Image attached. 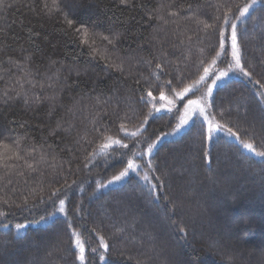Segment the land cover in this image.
Returning a JSON list of instances; mask_svg holds the SVG:
<instances>
[{"label":"trees","instance_id":"obj_1","mask_svg":"<svg viewBox=\"0 0 264 264\" xmlns=\"http://www.w3.org/2000/svg\"><path fill=\"white\" fill-rule=\"evenodd\" d=\"M249 2L0 0V264H264V158L241 143L264 152V0L237 20ZM232 23L251 75L212 87L224 131L209 139L200 111L173 131L212 76L176 93L226 64ZM149 91L176 107L153 111ZM108 137L128 148L100 151Z\"/></svg>","mask_w":264,"mask_h":264},{"label":"snow or ice","instance_id":"obj_2","mask_svg":"<svg viewBox=\"0 0 264 264\" xmlns=\"http://www.w3.org/2000/svg\"><path fill=\"white\" fill-rule=\"evenodd\" d=\"M123 2V0H122ZM256 3V0H250L249 3H246L243 5V7H240L239 8V15L236 16V19L239 20L241 17H244L247 13H249V10L253 7V5ZM224 22L225 24L229 23V19H228V15L227 13L225 14L224 16ZM73 22L71 20L68 21V24L71 25ZM205 27L206 28H209V27H212V25H208V24H205ZM220 47L221 49H225V42H226V39L227 37L225 36V31L224 29L222 28L221 31H220ZM103 39L107 40L108 38L107 37H103ZM231 45H232V58L234 59L235 61V67L236 69H239L240 72L243 73V75L245 76H250L251 74L249 72H246L244 71V68L242 67L241 65V60H240V50H239V47H238V43H237V25L235 23H232L231 24ZM217 55L219 56L220 53H217ZM213 63H215V59L213 60ZM157 67L159 68L160 66L157 65ZM205 72V75L204 76H201L199 80L195 81L193 84L191 85H187L183 88L182 91L176 93V97L178 99H181V98H184L186 94L188 93H191L193 92L197 86L205 79L206 76H208V73H209V69L208 68H205L204 70ZM228 75L227 72H221L220 75L218 77H216V80H213V85H216L217 81L223 79L224 77H226ZM171 81H167L165 82V86L166 87H170L171 86ZM212 91H213V88L212 86H209L208 88V95L211 96L212 95ZM148 97H151V99L153 101L156 100V97L153 96L152 92L149 91L148 92ZM144 97H141V100H143ZM160 100H167V103L168 105H173L174 104V101L172 99H169L165 93L163 91L160 92ZM198 102L197 101H193V100H189L188 101V105L185 106V113L181 116V119H180V122L176 125V128L173 130V131H178L180 130L183 126L187 125L189 123V115H188V110L191 106L193 105H196ZM212 105L211 104H208L207 107H211ZM169 111H172L171 108H168ZM153 111H160V109H157V108H153ZM200 113H204L206 111V108L201 106L200 109H199ZM149 116L152 115V113L150 112L148 114ZM205 121L208 120V117L205 116L204 117ZM148 120V116L145 117V122H147ZM121 131L125 132L127 134V130L124 129L123 127H121ZM139 131V129L137 130ZM216 131H224V125L222 124H217V125H212L211 123L209 124V128H208V133H209V139H211V136H212V133L213 132H216ZM132 136H136L137 135V132H133L131 133ZM227 135L228 136H231V137H235L237 139V141H239V137L236 136V133L232 132V130L229 128L227 129ZM108 139L111 141V143H108V144H104L101 146V149L100 151H106L107 149L111 148L112 146H119V147H122V148H128V145L127 144H122L120 140H112L111 137H108ZM159 139V137L157 138ZM242 143V147L250 152H253L255 155L257 156H260L262 158H264V152H256L255 151V148L254 146L251 144V143ZM5 147H7V145H5ZM154 147V144H150L148 146V152L151 153L152 151V148ZM134 156H142V153H133ZM205 155H208V153H205ZM140 165H137L133 162V160H128L127 162V166L124 168V170L120 171L118 175L116 176H113L112 177V180L108 181L109 184L113 183V182H116V181H120L122 180L124 177H126L129 172H136L138 171ZM149 167L151 168V163H149ZM143 179L146 181V182H149V177L147 175H145L143 177ZM156 179H159V177H157ZM104 185H97V187H103ZM156 185H151V188L150 190L154 191L156 189ZM160 187H163V185L161 184ZM60 189H57L56 191H54L52 193V196H56L57 192H59ZM27 203V201H25V204ZM59 208L57 209L59 212L63 213L65 211V208H64V205H65V200H60L59 201ZM0 215H4L3 212H0ZM49 216L52 215V213H49L48 214ZM41 221L45 220L46 217H41L40 218ZM33 222H36V221H33ZM4 227H8V225H4ZM16 229L19 230V229H22L25 227L24 224H16L15 225ZM179 231L181 233H185V229L184 228H180ZM74 235H76L74 233ZM73 243L75 244V246L79 249V256H78V259L80 261H84L85 259V246H84V243L78 238H77L73 241ZM101 247H104L105 249L108 247L107 244H105L103 242V238L101 237ZM102 260L104 259L103 256L100 257Z\"/></svg>","mask_w":264,"mask_h":264},{"label":"rangeland","instance_id":"obj_3","mask_svg":"<svg viewBox=\"0 0 264 264\" xmlns=\"http://www.w3.org/2000/svg\"><path fill=\"white\" fill-rule=\"evenodd\" d=\"M221 72H227L228 76L229 75L243 76V73L240 72L239 69H236L235 61L232 58V53H231V55L229 57V60L226 62V64L222 68L212 67V68L209 69L208 75L212 76L211 82L207 83L205 85V88L202 89V91L197 95V97L192 99L193 101H197L198 103L196 105L191 106L189 108V110H188V115H189V117L191 119L192 115L196 111H199L201 106L205 107L206 111L204 113H205V116L208 117V120H207L208 121V128H209V124L210 123L212 125H217V123L214 121L212 115L210 114L209 107H207L208 101H209L208 88H209V86H212V87L214 86L213 85V80H216V77H218ZM168 98L172 99L174 101L173 105H168L167 100H163L162 101V100H160V96H158L156 98V100L154 101L155 108L160 109V111L161 110L162 111L163 110L164 111H169L168 108H171L173 110L176 107V105H177V99H174V98H171V97H168ZM186 105H188V102L183 105V107L181 109L182 112H181V114L178 117L177 124L180 122L181 116L185 113V106ZM190 119H189V121H190ZM185 126H183L181 129H183ZM175 128H176V126H175ZM180 130H178V131H180Z\"/></svg>","mask_w":264,"mask_h":264}]
</instances>
